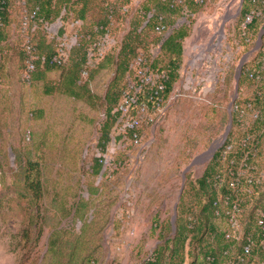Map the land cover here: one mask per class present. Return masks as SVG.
<instances>
[{"label": "rangeland", "instance_id": "obj_1", "mask_svg": "<svg viewBox=\"0 0 264 264\" xmlns=\"http://www.w3.org/2000/svg\"><path fill=\"white\" fill-rule=\"evenodd\" d=\"M23 1L13 0L11 32L0 43V264H31L34 260L53 264L47 252L51 232L65 227L75 236L91 220L94 224L89 230L98 232L96 264H145L159 245L173 242L179 205L192 207L203 224L216 223L225 229V221L202 214L207 195L199 178L233 118L234 101L253 96L251 84L240 83L242 71L258 59L264 42L258 43L261 30L249 41L239 33L244 0H206L187 22L190 34L183 41L181 77L171 98L159 113L139 110V139H117L122 127H114L103 154V175L92 173L91 166L101 154L98 142L106 118V94L116 74L121 41L145 0H131L124 18L114 19L113 36L104 51L115 62L88 81L94 96L90 98L87 93L77 98L59 90L45 92V81L61 80L71 60L63 68L48 71L44 80L24 78L23 50L32 35L19 26ZM104 2L95 0L88 20L102 18ZM202 47L205 51L198 54ZM28 160L40 163L44 193L38 202L17 176L20 163ZM185 189L188 192L181 202ZM82 199L87 204L81 221L74 213ZM252 205L244 215L246 224L254 222ZM38 212L42 218L36 229L31 215ZM27 229L33 234L30 241L24 236ZM209 231L204 227L195 239H187L183 264H200ZM252 264H264V257L257 254Z\"/></svg>", "mask_w": 264, "mask_h": 264}, {"label": "trees", "instance_id": "obj_2", "mask_svg": "<svg viewBox=\"0 0 264 264\" xmlns=\"http://www.w3.org/2000/svg\"><path fill=\"white\" fill-rule=\"evenodd\" d=\"M25 5L22 4L23 15L24 8H27L30 15V25L28 32L32 35V44L36 47V69L32 72V81L36 79H46V73L50 70L63 68L66 64H59L54 60L57 54L58 42L55 36L48 33L44 23L54 22L59 18L64 21L69 19H80L82 25L80 27V35L71 49L68 71L64 77L59 81H45L46 93H54L61 91L71 96L82 98L86 95L94 97L88 88V81L92 79L101 69L107 67L110 63L115 62V58L110 52L104 54L99 60L95 61L93 66H88V52L95 42L106 34L108 29L113 35L112 23L114 19L124 18L126 11L123 10L124 5H129L131 0H105L103 8V16L101 19L91 21L88 20L89 11L95 6V0H24ZM13 0H0V43L5 41L11 32V7ZM256 5L253 0H244L243 7L238 22L239 33L243 34L246 41H249L261 30L264 22L263 16H257L252 22L244 26L246 14ZM204 4H200L195 0H145V2L138 8L134 19L130 22V29L124 35L120 49L117 53L116 60V74L112 80L106 94V118L101 123V135L99 138V148L101 154L94 157L91 166L92 173L104 174L105 156L104 152L107 150L108 144L113 139L112 131L117 125H123L119 121L122 116V111L119 109V104L123 98L124 92L128 88V76L134 73V63L141 52H144L148 58L152 70L158 74L165 75L161 78L160 83L164 84V88L160 89L159 84L154 87L150 84L139 94L136 104L132 105L130 113L133 116L139 114L142 106L146 105L149 111L154 112L158 110L159 104L166 105L172 94L176 83L181 77V69L183 66L184 54V39L190 34V25L184 23L173 29L172 33L165 37L166 28L173 27L178 19L189 13V20L192 21V14H196L203 8ZM263 9H264V5ZM65 13L63 14V11ZM23 17L21 29L23 28ZM163 25L164 29L158 30L157 26ZM65 31L62 27L60 33ZM154 34L151 40L148 38L150 34ZM264 42V36H263ZM161 44L160 52L156 57H152L151 48ZM24 70L27 66L29 54L27 49L23 50ZM256 60L252 64L245 66L242 71L241 84L249 82L253 89V96L248 98H238L237 102L246 105L250 102L255 108L260 109L261 114L258 118L252 116L248 118V123L242 126L238 120V113L233 110V125L232 129L225 141V143L215 152L210 163L207 165L203 175L199 178V183L204 193L207 195V204L202 210V214L207 213L208 219L212 220V216L227 223V217L222 214H217V209L224 211L230 205L226 204L225 196L229 195L231 200L240 194L244 201L241 204L242 224L244 234L252 233L258 240L259 235L263 232L255 221V208L261 206L264 208V200H260L261 194H264V182L262 184H250L243 181L238 186H233L229 177V169L236 168L237 164L233 162L235 159L238 162L241 155L245 152L244 147L240 143V136L244 129L259 130L264 126V76L261 80H256L249 75L248 69H253L259 66L264 60V43L258 52ZM89 69V74L86 80H83V70ZM264 74V72H263ZM127 135L130 138H135L134 132L137 131L139 136L142 134V129L127 127ZM125 133L116 135L117 139H122ZM233 143L234 147L226 151L228 144ZM226 152V153H225ZM20 161H22L20 159ZM251 163H258L261 168H264V152H260L259 157H251ZM40 163L38 161L28 160L26 163H20L17 172L18 179L26 184L29 190L33 191L36 202L43 195L44 185L40 179ZM223 174L226 176L225 181L218 186L215 184L216 176ZM252 189L253 193L249 192ZM187 189L183 192L182 200L186 196ZM218 201L216 205L215 202ZM87 202L80 200L77 204L74 218L84 219L83 208ZM253 204L252 215L254 222L252 224L244 223V215L248 212V207ZM206 212V213H205ZM72 210H68L65 216L71 215ZM38 213L31 215V221L34 222L38 228V223L42 218ZM94 221H85L81 233L72 235L70 230L65 227L54 229L48 237V253L52 254L53 264H96L99 260V249L97 233L94 230H89ZM228 225V224H227ZM177 233L173 242L159 245L155 250L153 256L149 258L145 264H183L185 259V247L189 237L195 239L204 227L210 231L207 237V246L204 250V258L198 262L200 264H228V260L239 256L243 251L242 241H237L235 237L227 238L226 234L228 226L222 229L216 223H202V218L194 211L192 207L179 205V217L177 219ZM41 234V228L37 232V238ZM204 235V232H203ZM25 238L30 241L33 239V234L30 229L25 230ZM245 236V235H244ZM210 237H212L210 239ZM205 239V237H202ZM206 245V244H205ZM47 253V254H48ZM257 254L264 257V247L255 242L252 248V253L248 259L242 264H252ZM211 257V259H209ZM31 264H38V260H34ZM45 264V263H42Z\"/></svg>", "mask_w": 264, "mask_h": 264}, {"label": "built area", "instance_id": "obj_3", "mask_svg": "<svg viewBox=\"0 0 264 264\" xmlns=\"http://www.w3.org/2000/svg\"><path fill=\"white\" fill-rule=\"evenodd\" d=\"M177 1V0H176ZM182 1V0H178ZM196 2L200 4H204L206 0H195ZM253 2L256 3V5L246 14V19L244 22V26L247 25V23H250L253 21V19L257 16H263L264 14V0H253ZM23 5H25V1H23ZM130 8L129 5H124L123 10L128 11ZM187 14L180 17L177 21V23L170 28H166L165 37H168L173 29L177 26H180L184 23L189 22V13L186 9ZM24 17H23V31H27L28 27L30 25V15L28 14L27 8H24ZM65 13V10L63 11V14ZM194 14H192L193 16ZM188 24V23H187ZM46 30L48 33L52 36H55L58 42V50L57 54L54 56V60L59 64H66L69 62L70 55H71V49L73 45L76 43L79 35H80V27L82 25V20L80 19H69L67 21H64L62 18H59L58 20L54 22H48L46 21L44 23ZM64 27L65 31L60 33L61 28ZM158 30L164 29L163 25L157 26ZM111 30L108 29L106 34L102 36L98 41L95 42L94 46L89 49L88 56V66H93L95 64L96 60H99L101 57L104 56L105 51L104 47L106 43L109 41V39L112 37ZM26 49L29 54L27 66L23 72V76L26 80L31 81L32 79V72L36 69V47L32 44L31 38L28 39L26 44ZM161 44H158L156 46H152L151 48V54L152 57H156L158 53L160 52ZM261 49V48H260ZM249 75L252 78H255L256 80H261L264 76V60L261 62L259 66H255L253 69H248ZM89 74V69L85 68L83 70L82 76L83 78H87ZM165 77V75L158 74L154 72L149 64L148 58L145 56L144 52H141L139 56L136 58L134 63V73L133 75L130 74L128 76V88L124 92L123 98L119 104V109L122 111V116L120 117L119 121L123 123L121 125L122 131L121 133H125L123 136L124 138H130L128 137L127 133V127L130 128H136L139 126V119L137 116H133L130 113V110L132 108L133 104H136L137 99L139 98V94L145 89L147 85H152L153 87L155 85L159 84V88L163 89L164 84L160 83L161 78ZM155 84V85H154ZM172 94L170 95L169 99L171 98ZM165 105H160L158 107V110L152 112V113H159V110L162 109ZM142 108L148 107L146 105L142 106ZM238 113V120L241 122L242 126H245L246 123H248V118H258L261 114L260 109L255 108L252 103L248 102L246 105L240 104L237 102V99L234 101V108ZM151 112V111H150ZM122 119V120H121ZM233 125V124H232ZM134 139H139V133L137 131L134 132ZM225 143V142H224ZM223 143V144H224ZM240 143L245 148L244 153L241 155V158L238 162L233 159V162L237 164L236 168H230L229 169V177L231 180V184L233 186L240 185L244 180L247 181L250 184H262L264 182V168H261L260 165L256 162L251 163L250 159L251 157H259L260 152H264V126L257 130H247L244 129L243 134L240 136ZM234 144L230 143L226 147V151L233 149ZM226 153V152H225ZM106 164V160H105ZM226 176L223 174H218L216 176L215 184L220 186L223 181H225ZM250 193L252 192V189H249ZM226 204L230 205L229 207H226L224 211L221 209H217V214L222 215L224 214L227 217V224H228V231H227V238L235 237L237 241H242L245 237V241L243 244V251L242 253L237 256L233 257L232 259L228 260V264H242L245 262L250 254L252 253V248L255 242L259 241L261 245L264 247V208L261 206H257L255 208V221L257 225L262 229L261 235H259V239L257 240L252 233L244 234V228L241 220L242 211L243 208L241 204L243 203L244 199L240 194L236 195V198L234 200H231V197L229 195L225 196ZM215 204H218V201L215 202ZM245 235V236H244ZM211 259V257H209Z\"/></svg>", "mask_w": 264, "mask_h": 264}, {"label": "water", "instance_id": "obj_4", "mask_svg": "<svg viewBox=\"0 0 264 264\" xmlns=\"http://www.w3.org/2000/svg\"><path fill=\"white\" fill-rule=\"evenodd\" d=\"M263 33H264V26L262 27L261 32H260V35H259V41H258L259 44H260V42L263 40ZM244 62H245V59L242 60L240 66H239V70H238V74H237L238 83H239V80H240L241 69H242V65H243ZM232 124H233V118H231L230 123H229V125H228V128H227V130H226V132H225V134H224L222 140H221L220 142H218V144L216 145V147H215L214 150L212 151L213 154L215 153V151L217 150V148H218L221 144H223V143L226 141L227 136H228V134H229V131H230V128H231ZM190 167H191V164L187 167V170H188ZM175 208H176V211H177V205H176ZM176 211H175V214H174L173 220H175V218H176Z\"/></svg>", "mask_w": 264, "mask_h": 264}, {"label": "bare ground", "instance_id": "obj_5", "mask_svg": "<svg viewBox=\"0 0 264 264\" xmlns=\"http://www.w3.org/2000/svg\"><path fill=\"white\" fill-rule=\"evenodd\" d=\"M229 15H230V14H229ZM221 32H222V34L220 35V37H223V36H224V34H223V33H224L223 28H221ZM213 40H214V39H213ZM220 41H221V40H220ZM220 41H218V43H219ZM207 44H208V43H207ZM204 45H205V44H204ZM208 46H209V48H211L210 45H208ZM205 48H206V47H202L201 51H200L198 54H200L201 52L205 51ZM219 142H220V141H219ZM217 144H218V143H217ZM217 144H215V147H216ZM215 147H213L212 151L214 150Z\"/></svg>", "mask_w": 264, "mask_h": 264}]
</instances>
